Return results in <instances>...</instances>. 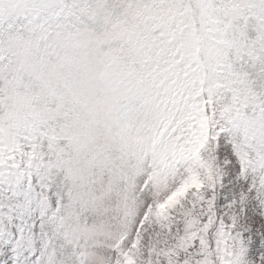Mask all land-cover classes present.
Listing matches in <instances>:
<instances>
[{"label":"snow or ice","instance_id":"snow-or-ice-1","mask_svg":"<svg viewBox=\"0 0 264 264\" xmlns=\"http://www.w3.org/2000/svg\"><path fill=\"white\" fill-rule=\"evenodd\" d=\"M0 264H264V0H0Z\"/></svg>","mask_w":264,"mask_h":264}]
</instances>
